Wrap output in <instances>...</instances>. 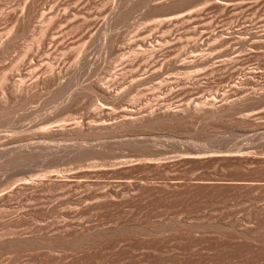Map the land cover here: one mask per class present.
<instances>
[{"label": "rangeland", "instance_id": "1", "mask_svg": "<svg viewBox=\"0 0 264 264\" xmlns=\"http://www.w3.org/2000/svg\"><path fill=\"white\" fill-rule=\"evenodd\" d=\"M0 264H264V0H0Z\"/></svg>", "mask_w": 264, "mask_h": 264}, {"label": "bare ground", "instance_id": "2", "mask_svg": "<svg viewBox=\"0 0 264 264\" xmlns=\"http://www.w3.org/2000/svg\"><path fill=\"white\" fill-rule=\"evenodd\" d=\"M90 83V82H89ZM176 115V114H175Z\"/></svg>", "mask_w": 264, "mask_h": 264}]
</instances>
